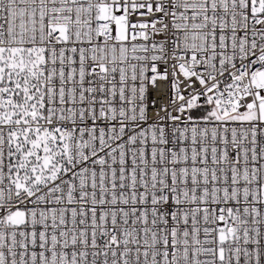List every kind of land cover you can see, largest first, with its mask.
I'll use <instances>...</instances> for the list:
<instances>
[{
  "label": "snow or ice",
  "instance_id": "6c2138e0",
  "mask_svg": "<svg viewBox=\"0 0 264 264\" xmlns=\"http://www.w3.org/2000/svg\"><path fill=\"white\" fill-rule=\"evenodd\" d=\"M0 264H264V0H0Z\"/></svg>",
  "mask_w": 264,
  "mask_h": 264
}]
</instances>
